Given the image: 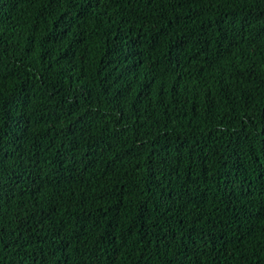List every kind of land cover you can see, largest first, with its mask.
Listing matches in <instances>:
<instances>
[{
  "label": "trees",
  "instance_id": "obj_1",
  "mask_svg": "<svg viewBox=\"0 0 264 264\" xmlns=\"http://www.w3.org/2000/svg\"><path fill=\"white\" fill-rule=\"evenodd\" d=\"M0 264H264V0H0Z\"/></svg>",
  "mask_w": 264,
  "mask_h": 264
}]
</instances>
